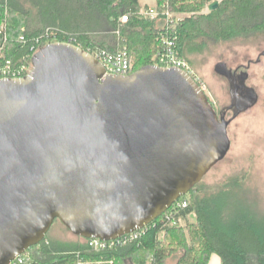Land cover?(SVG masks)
Listing matches in <instances>:
<instances>
[{
    "label": "water",
    "instance_id": "1",
    "mask_svg": "<svg viewBox=\"0 0 264 264\" xmlns=\"http://www.w3.org/2000/svg\"><path fill=\"white\" fill-rule=\"evenodd\" d=\"M32 65L0 79V264L56 219L85 239L145 227L229 149L228 121L181 69L104 74L65 41L47 43ZM216 71L227 74L223 63Z\"/></svg>",
    "mask_w": 264,
    "mask_h": 264
},
{
    "label": "trees",
    "instance_id": "2",
    "mask_svg": "<svg viewBox=\"0 0 264 264\" xmlns=\"http://www.w3.org/2000/svg\"><path fill=\"white\" fill-rule=\"evenodd\" d=\"M212 1L169 0L172 12L191 13L175 26L164 23L162 16L141 15L139 0H0V20L6 16V53L16 65L24 58L33 63L49 42L69 41L88 52L114 53L125 46L133 72L153 63L164 47L162 35L173 39L191 62L188 55L200 52L206 40L264 32V0H220L216 8L202 12ZM241 181L227 179L212 190L198 182L185 194L189 204L175 214V224L160 215L123 246L67 247L45 236L28 249L27 264H168L170 258L172 264H208L212 254L221 264H264V215L243 195Z\"/></svg>",
    "mask_w": 264,
    "mask_h": 264
},
{
    "label": "rangeland",
    "instance_id": "3",
    "mask_svg": "<svg viewBox=\"0 0 264 264\" xmlns=\"http://www.w3.org/2000/svg\"><path fill=\"white\" fill-rule=\"evenodd\" d=\"M207 6L202 12H208ZM182 14L184 17L191 15ZM1 23H6V16L0 20ZM202 47L200 52L188 55L191 62L185 60L206 84L205 94L212 108L218 113L235 99V81L228 79L234 72L238 77H244V92L248 101L238 108L233 106L226 109L224 119L228 121L226 132L230 140L229 149L224 158L207 171L199 184L206 190H212L223 185L227 179L241 178L243 195L257 212L264 215V32L249 38L216 42L206 40ZM27 63L33 64L31 61ZM219 63L224 64L229 75L216 71ZM189 218L192 219V215ZM46 238L60 246L84 244V238L72 234L57 219L50 226ZM173 262L170 258L167 263Z\"/></svg>",
    "mask_w": 264,
    "mask_h": 264
},
{
    "label": "built area",
    "instance_id": "4",
    "mask_svg": "<svg viewBox=\"0 0 264 264\" xmlns=\"http://www.w3.org/2000/svg\"><path fill=\"white\" fill-rule=\"evenodd\" d=\"M159 5L144 6L140 9V14L145 17L158 18L162 16L164 23L170 26H175L176 21L183 19L182 13L172 12L169 9V0H158ZM121 21H126V16L121 18ZM163 50L152 58V65L159 67H175L185 71L198 84L201 90L206 91V84L190 67L189 63L177 50L174 40L168 36L162 35ZM7 32L6 23L0 25V79H15L27 75L32 69L31 64L24 58L17 65L12 59L7 57ZM69 42V41H65ZM94 58L103 66L104 74L110 75H128L132 71V61L125 46L119 48L116 52L111 53L106 50H95L90 52ZM189 204V199L186 195L180 196L171 206L161 215L162 220H168L175 224V214ZM144 229H137L130 233L123 234L114 239L102 240L99 238H88L86 243L93 250L109 249L117 246H123L135 240ZM30 260L28 250L17 255L8 264H27Z\"/></svg>",
    "mask_w": 264,
    "mask_h": 264
},
{
    "label": "flooded vegetation",
    "instance_id": "5",
    "mask_svg": "<svg viewBox=\"0 0 264 264\" xmlns=\"http://www.w3.org/2000/svg\"><path fill=\"white\" fill-rule=\"evenodd\" d=\"M227 75H229V72L227 73ZM229 78H233L235 81V91L233 90L235 92V99L231 101V103L228 106H225L222 110L218 111V113L214 110L217 115V118L220 121H227L224 119L227 108H232L233 106L238 108L240 105H243L244 102L248 101L247 93L244 92L246 89V86H244V83H243L244 80L242 79L244 77L240 78L238 77L236 72H234L232 75L230 74V77H228V79ZM237 87H238V91H241L240 95L238 94Z\"/></svg>",
    "mask_w": 264,
    "mask_h": 264
},
{
    "label": "crops",
    "instance_id": "6",
    "mask_svg": "<svg viewBox=\"0 0 264 264\" xmlns=\"http://www.w3.org/2000/svg\"><path fill=\"white\" fill-rule=\"evenodd\" d=\"M139 2H140L141 5H144V6H150V5H154L155 4V0H153L152 3H147V2H144L142 0H139ZM77 237H79V236H77ZM84 243H86V239L85 238H84ZM208 264H221L219 256L216 255V254H212L210 256V258H209Z\"/></svg>",
    "mask_w": 264,
    "mask_h": 264
}]
</instances>
